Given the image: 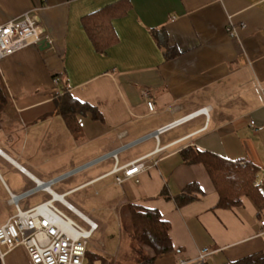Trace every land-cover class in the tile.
I'll return each mask as SVG.
<instances>
[{
  "label": "crops",
  "instance_id": "crops-1",
  "mask_svg": "<svg viewBox=\"0 0 264 264\" xmlns=\"http://www.w3.org/2000/svg\"><path fill=\"white\" fill-rule=\"evenodd\" d=\"M119 1L0 0V24L32 11L48 45H29L0 59L9 97L0 120V225L17 212L11 194L22 196L20 208L35 206L51 197L43 189L25 196L37 181L75 171L51 188L63 195L61 206L95 221L97 230L107 231V218L96 217L111 203L114 211L128 210L129 204L160 211L170 224L174 251L158 255L153 264L195 259L203 248L212 251L205 264L263 255L264 208L246 195L239 206L218 207L219 194L205 165L183 162L181 151L191 146L252 162L264 189V0H130L108 18L117 41L106 52H96L81 19ZM229 23L234 36L227 31ZM160 30L167 46L156 38ZM168 47L178 54L165 60ZM55 74H60L58 83ZM64 87L97 111L80 116L76 133L56 113ZM148 101L154 102L153 111ZM203 107L209 108L207 114L158 138L150 136ZM144 156L139 181L126 178L119 185L107 174L116 164ZM192 183L202 194L178 206L175 197ZM164 190L168 198L161 196ZM93 195L109 205L89 203ZM93 213L95 218L89 216ZM119 228L126 231L119 236L123 256L104 242L101 248L90 245L119 264H137L153 255L135 240L130 222L122 226L120 219ZM1 264L32 263L24 247L17 246Z\"/></svg>",
  "mask_w": 264,
  "mask_h": 264
},
{
  "label": "trees",
  "instance_id": "trees-1",
  "mask_svg": "<svg viewBox=\"0 0 264 264\" xmlns=\"http://www.w3.org/2000/svg\"><path fill=\"white\" fill-rule=\"evenodd\" d=\"M122 4L129 6L131 2L130 0L119 1L82 17V27L96 52H106L113 42L117 41L116 31L109 25L108 18L112 17L114 14L110 13ZM156 38L160 44L166 45L164 40L166 33L163 30L156 33ZM177 54L178 52L174 53L168 47L165 60H169ZM58 77L60 74L54 75V78L59 80ZM8 104L9 97L0 74V120ZM90 111L93 112V115L97 114L94 107L75 98L67 87H64V93L56 99V113L64 117L66 125L73 133L78 132L82 127L80 116L86 115ZM99 116L101 115L99 114ZM181 157L187 164L202 163L205 165L219 194L218 207L229 209L239 206L242 202L241 196L246 195L250 196L260 209L264 208V189L256 183L260 169L254 163L232 161L191 146L181 151ZM197 194H202V190L196 183H192L175 197L176 203L178 206H183L195 200ZM161 196L169 197L165 190L162 191ZM128 213L135 240L141 248L147 246L153 251L152 256L141 258L137 264H153L158 255L174 251L169 233L170 224L162 218L159 210L129 204ZM85 264L119 263L113 257L88 249ZM228 264H264V254L245 256Z\"/></svg>",
  "mask_w": 264,
  "mask_h": 264
},
{
  "label": "built area",
  "instance_id": "built-area-1",
  "mask_svg": "<svg viewBox=\"0 0 264 264\" xmlns=\"http://www.w3.org/2000/svg\"><path fill=\"white\" fill-rule=\"evenodd\" d=\"M227 31L230 35H235V26L229 23ZM39 20L36 13L28 11L20 17L11 19L0 24V59L29 45H38L42 39L40 36ZM55 83H58L56 78ZM147 105L151 111L155 109L153 101H148ZM208 107H203L190 115L177 119L167 125L157 129L150 136L158 138L170 128L177 126L195 115L208 113ZM251 125L257 130L254 121ZM116 157V153H113ZM145 158L141 157L131 163L119 166L115 165L107 173L115 177L117 184L121 185L126 178H134L139 181L138 173L146 168ZM123 170L124 176L119 175ZM72 173V172H71ZM68 175L70 174L67 173ZM66 174V175H67ZM64 175V176H66ZM63 178L52 181H37L34 189L26 191L25 196L31 195L35 189H43L51 193V197L35 206L22 209L18 201L22 196L11 194L10 201L17 205V212L9 217L7 221L0 225V261L11 249L21 246L27 252L32 264H85L86 254L89 249L90 240L94 232L98 229V224L75 210L72 206L65 208L80 218L87 228L71 218L59 205L64 202L63 195L56 194L51 186L61 181ZM262 185L261 180L256 182ZM261 229L259 234L264 237V219L260 221ZM212 251L209 248L200 250L195 259L180 258L179 264H205Z\"/></svg>",
  "mask_w": 264,
  "mask_h": 264
},
{
  "label": "rangeland",
  "instance_id": "rangeland-1",
  "mask_svg": "<svg viewBox=\"0 0 264 264\" xmlns=\"http://www.w3.org/2000/svg\"><path fill=\"white\" fill-rule=\"evenodd\" d=\"M74 172H72V173L70 172L69 175L66 173L67 175L64 174L66 176L62 175V176L57 177V178H63V179H61V181H63L65 178L71 176ZM56 188H57V186L54 185L53 189H56ZM100 198L101 197L93 195L92 199L89 198V203H92L94 205H98L99 204L102 207H107L109 205L108 202H106V201L105 202H101ZM59 206L65 212H67V214L71 218H73L75 221L79 222L81 225H83L84 227L87 228V225L80 218H78L75 214L69 212L64 206H61V205H59ZM114 207H115V203H111V205H109V207H107L108 210L98 211L96 218H98L99 215L100 216H105L107 218V224H108L109 227H108L106 232L103 231L102 228L97 230L93 234V236H92L90 241H91L92 244H94L93 246L97 247L99 245V248H101V246H102V245H100L101 242H104V243L108 244L107 245L108 248H111V249L115 248V250H117V251L119 250V252H121L119 254H121V256H123V254L125 252V246H124V241L123 240L121 241L119 239V236L122 234L123 237H124L126 231L123 230V228H119V231H118V224L120 225V219H121L122 226L124 225V221H127L129 223L130 222V216H129V213H128V210H127V206H125L122 211L119 208H117V210L114 211L113 210ZM84 212L86 214H88V212L86 210ZM94 215L95 214L93 213L92 215H89V216H91L92 218H95ZM89 250L95 251V248L92 247V245H90L89 246Z\"/></svg>",
  "mask_w": 264,
  "mask_h": 264
},
{
  "label": "water",
  "instance_id": "water-1",
  "mask_svg": "<svg viewBox=\"0 0 264 264\" xmlns=\"http://www.w3.org/2000/svg\"><path fill=\"white\" fill-rule=\"evenodd\" d=\"M47 43H46V40L45 39H41L40 41H39V43H38V45H39V47L41 48V49H43V48H45V46H48V45H46Z\"/></svg>",
  "mask_w": 264,
  "mask_h": 264
}]
</instances>
